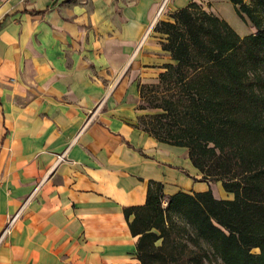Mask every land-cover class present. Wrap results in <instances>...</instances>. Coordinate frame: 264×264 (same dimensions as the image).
<instances>
[{
  "label": "crops",
  "instance_id": "crops-1",
  "mask_svg": "<svg viewBox=\"0 0 264 264\" xmlns=\"http://www.w3.org/2000/svg\"><path fill=\"white\" fill-rule=\"evenodd\" d=\"M73 1L0 13V264H142L125 209L146 202L151 181L213 191L187 148L134 125L137 83L168 62L135 58L140 18L126 23L115 0Z\"/></svg>",
  "mask_w": 264,
  "mask_h": 264
},
{
  "label": "trees",
  "instance_id": "trees-1",
  "mask_svg": "<svg viewBox=\"0 0 264 264\" xmlns=\"http://www.w3.org/2000/svg\"><path fill=\"white\" fill-rule=\"evenodd\" d=\"M230 1L255 33L195 1L157 24L172 61L157 82L137 83L146 112L134 125L187 148L202 180L232 196L166 194L151 181L146 202L125 209L142 264H264V0Z\"/></svg>",
  "mask_w": 264,
  "mask_h": 264
},
{
  "label": "rangeland",
  "instance_id": "rangeland-1",
  "mask_svg": "<svg viewBox=\"0 0 264 264\" xmlns=\"http://www.w3.org/2000/svg\"><path fill=\"white\" fill-rule=\"evenodd\" d=\"M41 1L42 0H0V13L3 10L13 13V11L21 10L27 6L32 7L34 5H37ZM191 1L197 2L205 10L213 12L214 14L225 19L241 36H246L257 31L255 27H252L250 24H246L240 18L235 10V6L231 3L230 0H115L113 8L115 9L116 13H119L122 16V19H124L126 23H128L129 20H131L134 16H138L141 21V26L144 30H146V33L142 34L140 37V41H138L139 43L137 44L138 47L136 48L137 52L135 56L136 59L138 58V56H141L142 59H144L142 60V63H145V65L150 67H158V65L161 64L160 59H162V55H166V60L168 62L172 61L170 53L166 51L163 52L160 49L162 48V43L166 40V36L159 31H156L155 28L157 24L162 20L172 21L173 15L179 8H181V5H187ZM73 2H75L77 7H86L90 5V2H92V0H75ZM69 3L72 2H63L61 3V6L65 7V5H68ZM13 22L17 25H26L27 19L20 14V16H17L13 19ZM32 25L36 27L38 23L34 22L32 23ZM120 49L119 52L121 53L122 50ZM149 53L155 56L147 55ZM124 54L131 55L132 52L128 53V51H124ZM116 73L117 76L120 74V72ZM127 74L130 73L127 72ZM139 79L140 78L136 79V81H139ZM137 91L138 92L136 94L131 96V99L136 105L137 113L139 115L145 113L146 110L139 109L142 102L139 96L140 94L138 88ZM186 173L190 176V171H186ZM190 177L193 178L192 176ZM208 183L210 184V186L211 184L213 185L215 197L223 199L232 196L227 191H225L220 181H211ZM186 191L196 192L194 190ZM252 251L255 253L260 252V250L257 248H254ZM213 264H222V262L220 261L219 263H217L213 261Z\"/></svg>",
  "mask_w": 264,
  "mask_h": 264
},
{
  "label": "built area",
  "instance_id": "built-area-1",
  "mask_svg": "<svg viewBox=\"0 0 264 264\" xmlns=\"http://www.w3.org/2000/svg\"><path fill=\"white\" fill-rule=\"evenodd\" d=\"M60 158H63V155H60ZM15 220V217L12 218L10 223L8 224L7 228L4 230V234L8 233L10 231L11 225L13 224V221Z\"/></svg>",
  "mask_w": 264,
  "mask_h": 264
}]
</instances>
